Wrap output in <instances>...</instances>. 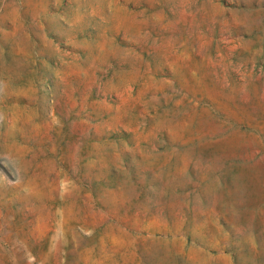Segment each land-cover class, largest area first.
Instances as JSON below:
<instances>
[{
    "label": "rangeland",
    "instance_id": "374dc122",
    "mask_svg": "<svg viewBox=\"0 0 264 264\" xmlns=\"http://www.w3.org/2000/svg\"><path fill=\"white\" fill-rule=\"evenodd\" d=\"M69 1L0 0V264H152L162 256L165 243L184 257L176 264H190L198 254L205 257L202 264L214 259L224 264H264V250L243 261L250 254L247 244L260 250L264 241V0H181L196 13L195 34L204 46L201 55L194 53L187 73L167 77L159 71L157 95L145 98L146 105L139 109L148 116L169 115L189 124L186 130H175L173 140L163 130L145 132L137 148L122 131L84 135L78 122L83 113L68 109L62 99V56H72L95 32L92 26L62 30L60 17L80 5ZM176 1L127 0L122 5L128 13L145 10L128 36L134 37L140 26L148 39L170 35ZM145 19L155 22L146 27L141 22ZM179 32L188 38L186 49L194 51L186 27L180 26ZM108 37L113 50H128L125 41ZM21 41L25 47H20ZM134 52L155 67L147 51ZM119 71L116 61L107 60L98 72L100 82L114 81ZM242 86L248 92L245 99L239 96ZM74 87L68 84L73 100L78 97ZM88 99L93 106L100 104L95 91ZM189 106L191 113L186 112ZM98 144L112 152L100 166L90 154ZM185 150H194L226 171L227 184L221 182L215 202L219 218L211 242L194 233L190 220L191 207L200 197V178L191 175L161 198L181 206L159 204L157 169ZM227 185L237 188L231 191ZM114 190L122 193V203H115Z\"/></svg>",
    "mask_w": 264,
    "mask_h": 264
},
{
    "label": "bare ground",
    "instance_id": "6f19581e",
    "mask_svg": "<svg viewBox=\"0 0 264 264\" xmlns=\"http://www.w3.org/2000/svg\"><path fill=\"white\" fill-rule=\"evenodd\" d=\"M45 1H46V3H48V2H52L53 0H45ZM126 1L127 0H86V2H84V3H81V1H79V0H70L69 1V4L80 3V5H78V7L76 9L73 8L69 12L63 14L60 17L59 25L62 28V30L63 31H65V30H75V29L80 28V27L86 28L88 26H92V27H95V32H94V34L92 35V37L89 40H87L85 42H82V44L74 51L76 53H73L72 56L70 54L66 55V56L65 55L62 56V60L61 61H62V64L64 66V70H63V77H62L60 83H61V86H63L62 99H66L65 104L67 105L68 109L74 110V111L77 110L78 114H82L83 113V121L82 122L78 121V122L80 123L81 131H82V133L84 135L87 134L88 132H92V133L95 132L97 134L98 133L107 134V133H110V132H113V131H122V132H125V133H127V134H129L131 136V140H132L131 144L133 145L134 148H137L140 145L141 142L142 143L144 142V139L147 136V134L145 135V132L152 133V132H154L156 130H163L167 134V136L173 140L174 139V133H175L174 131L175 130H178V129L186 130L187 129L189 121H184L182 123H179L178 121L174 120V118L172 116H169V115H166V116H158V115L157 116H155V115L154 116H148V115H146L144 113L143 108H142V111L139 109V106L140 105H146V101L144 100L145 98H147L148 100H153L154 97L157 95L156 92L158 91V89H157L158 85H157L156 77L159 74V71H162L165 74V76H167V77L168 76L171 77V74L182 73V72L183 73H187L189 71V69H190V63H191V59L194 56V53L201 55L200 53H201V51H202L204 46H203V43L200 41L199 37L197 36V34H195V28H196V25H195L196 15L195 14L196 13L194 11H192V10H189L187 8L188 6L186 7V5H184V3L181 0H177L176 3H175L174 22L171 23L169 25V27H168V29L170 30V35L162 36V37H152L151 39H148L146 36L143 35V30L144 29L142 28V26H140L138 33L134 37H129L128 36L129 33L134 28V23L139 21L138 18L140 17V15H142V13L145 10H142L140 12H136L135 14L128 13V11H126L125 7L122 5V4L126 3ZM142 2L143 3H148V1H142ZM2 4H4V3H2ZM29 18H31V17H29ZM141 22H142V24L144 26L147 27L148 25L151 26L153 24V22H155V20L153 21L152 19H145V20H143ZM180 26H182V27L185 26L188 35H190V37L193 39V43L195 44L194 51H192V52L188 51L186 49V47H185L186 44H187L188 38H183L182 36H178V33H180L179 32V27ZM108 35L109 36H113V37H118L121 40L125 41L127 43V45H128V50L124 51V52L113 50L114 48L112 47L111 39H109ZM201 36H202V34H201ZM112 39L114 40V38H112ZM4 41H5V39H4ZM25 46H26V42L25 41H21L20 47H25ZM234 47L235 48L237 47L236 44L234 45ZM135 49L139 50V51H141V50L142 51H147V53H149V55L153 59V62H155V64H156L155 67L152 68L148 64L144 63L142 61L141 56L138 53L134 52ZM67 52H68V50H67ZM109 59H112V60L116 61L119 64L120 71H119L118 75L115 77L114 81L103 85L100 82V80H99L98 72L100 71V68ZM211 63L215 67L219 66V63L216 62V61H214V62L212 61ZM232 65H233V63H232ZM222 69H223V67H222ZM228 74H230V73H228ZM28 76H29V74H28ZM223 78H224V76H223ZM69 83H73V85L75 86L74 90H75V92L78 93L77 99L73 100V99L70 98L71 97V91L68 88V84ZM244 86L246 87V84ZM244 86H242L240 88V91H239V96H240L241 99H245L247 97V94H248L247 90L244 89ZM180 89H179V91H180ZM92 91L97 92V95H98V97L100 99V104H98L97 107L93 106V105H91L89 103V99L88 98H89V94L92 93ZM190 96H192V95H190ZM59 101H62V100L60 99ZM60 104H61V102H60ZM90 110H94L95 113L91 114L89 112ZM192 110H193V106H189V107L186 108V112L187 113H191ZM59 112H61V111L59 110ZM93 116H96V117H93ZM49 119H51V118H49ZM75 120H76V118H75ZM235 122H237V121H235ZM72 124H75V123H72ZM49 126H51V125H49ZM52 126H53V124H52ZM80 127H79V129H80ZM34 128H36V126ZM22 129H25V128L22 127ZM26 129H27V127H26ZM70 129H71V127H70ZM63 131H65V130H63ZM76 131H78V130H76ZM203 133H206V132H203ZM24 134H26V133H24ZM33 134H34V132H33ZM79 134H81V133H79ZM201 135H199V136H201ZM24 137H26V136H24ZM32 140H33V138H32ZM215 140H216V138H215ZM7 142H9V141H7ZM46 144H48V143H46ZM3 146H4V144H3ZM34 148H36V147H34ZM1 149H2V147H1ZM1 152H3V151H1ZM57 152H59V151H57ZM88 152H89V150H88ZM5 153H4V155H5ZM20 154L21 153H19V155ZM41 154H43V152ZM90 154L93 155V157H95L94 159H95L96 166L102 165L103 161L105 159L109 158L108 156L112 157V152L110 150V147H108L105 144H98L95 148H93L90 151ZM35 155H36V153H35ZM73 155H74V153H73ZM171 159L172 160L170 162H168L165 166H163L162 168L160 167L161 169L160 168L157 169V170H159L158 174L156 175L157 180H158L157 184H158V187H159L158 197H159V199H161V198L165 197L168 194V192L170 193V191H172L173 189H175V188H177L179 186H182L183 183L188 181V179H189V177L191 175L195 176L197 178H200L201 181H200V184H198V187H199L198 195L200 197H199V199L196 200V202H194V205L191 207L192 210H191V213H190V220H191V225H192V229L194 230V233L199 235L200 237H202L203 241L208 242V240L213 236V232H214V229H215V226H216L215 225V220H218V218H219V215L217 214V209L215 207V202L220 198V195H221V191H222L221 182L222 183L225 182L227 184V180H226V176H225V172L226 171L224 170V168L222 169V166L219 165V163L213 162V161L208 162L209 160L203 158L200 154L196 153L194 150L193 151L185 150V151H183V153H177ZM68 160H69V158H68ZM18 161L20 162L21 160H18ZM30 162H31V160L29 161V163ZM45 162L47 163V161H45ZM18 164H20V163H18ZM16 165H17V163H16ZM37 165H38V163L35 165V167ZM79 166L81 167V165H79ZM47 167H49V166H47ZM39 169H42V167L39 168ZM32 170L34 171V169H32ZM53 170L54 169H52V171ZM153 171H154V169H153ZM29 176H27V178ZM44 176H46V175H44ZM123 178H125V177H123ZM57 179H59V178H57ZM8 181H10V180H8ZM139 181H140V179H139ZM136 182H137V180H136ZM227 186H229V185H227ZM194 188L195 187L193 186V189ZM236 188L237 187L229 186V189L231 191H233V190L235 191ZM91 189H92V187H91ZM55 190H56V188H55ZM142 192H143V190H142ZM198 195H197V197H198ZM112 196H113L114 201H115L116 204H120V203L123 202L122 199L120 198V197L123 196L122 193H119L118 191H115V192H113ZM74 200H75V198H74ZM106 203L107 202L105 201V204ZM32 204H33V202H32ZM159 204L160 205H171V206H177V205L181 206L182 205V204H178V201H176L174 199H169V200L161 199L159 201ZM219 205H217V206H219ZM136 210H138V209H136ZM110 215H111V213H109V212L106 214V216H110ZM83 216H84V213H83ZM245 216H247V215H245ZM253 216H254V214H253ZM103 218H105V217L103 216ZM114 222H116V221H114ZM118 222H119V220H118ZM51 223H53V222H51ZM247 226H248V224H247ZM146 230H148V229H146ZM39 234H40V231H35V235L36 236L39 235ZM90 234H92V232ZM181 234H180V236H181ZM159 235L161 236V234H159ZM78 237H79V235H78ZM79 238L81 239L82 237H79ZM220 238L221 237H219V239ZM42 239H43V237H42ZM216 240L217 239H215V241H214V239H213L214 242H219V241H216ZM81 242H83L82 239H81ZM192 242H190V243H192ZM224 242H226V241H224ZM222 243H223V241H222ZM222 243L221 244L219 243V244L222 245ZM197 244H200V243H197ZM206 244H208V243H205V245ZM82 245H84V244H82ZM189 245L191 246V244H189ZM193 245L196 246L194 243H193ZM212 246H214V245H212ZM246 247L248 249H250V250H248L250 252V254H249V258H247V257L243 258V261L245 263H246V260H250L253 257L255 258L256 255L259 254L258 252H261V250H264V241L260 244V247H258L260 250H257L254 247V245H252V244H250V245L247 244ZM39 249H40V247H39ZM161 250H162V256L160 258H158V259L157 258L154 259L152 261V264H159L160 262H162L163 264H176L177 261L180 262L181 258H183V260H184V257L180 258V255H179V253H177L176 248L174 246H172L171 244H169V243L162 244L161 245ZM207 253H209V251ZM210 253H212V252H210ZM203 254H204V252H203ZM151 255H153V254L151 253ZM186 255H187V253H186ZM207 256H208V254H207ZM203 258H205L203 255H200V254L195 255L194 258L192 259L191 263H193V264H202V263L205 262V260ZM186 261H187V259H186ZM210 263H212V264H224V262H222L220 259H214ZM124 264H132V262L131 261L130 262L127 261Z\"/></svg>",
    "mask_w": 264,
    "mask_h": 264
}]
</instances>
